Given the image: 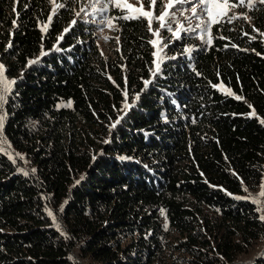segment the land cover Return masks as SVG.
I'll return each mask as SVG.
<instances>
[{
  "label": "trees",
  "instance_id": "trees-1",
  "mask_svg": "<svg viewBox=\"0 0 264 264\" xmlns=\"http://www.w3.org/2000/svg\"><path fill=\"white\" fill-rule=\"evenodd\" d=\"M230 2L245 15L190 56L193 40L172 44L180 56L154 81L143 16L109 4L120 47L105 58L72 2L0 0L15 81L0 133L32 167L0 152V264H76L74 247L92 264H264L250 197L264 178V3ZM124 90L141 99L106 135Z\"/></svg>",
  "mask_w": 264,
  "mask_h": 264
},
{
  "label": "rangeland",
  "instance_id": "rangeland-1",
  "mask_svg": "<svg viewBox=\"0 0 264 264\" xmlns=\"http://www.w3.org/2000/svg\"><path fill=\"white\" fill-rule=\"evenodd\" d=\"M52 1V11H54L59 3H65V2H72L73 11L75 12V19L82 20V21H89L94 25H97V32L95 33L96 38V44L98 46V49L100 53L106 58L111 57L114 55V51L119 49L120 47V39L118 36V29L117 25L114 21V19L109 15V11L107 10L102 15L104 17V22H100L101 14L96 11V9L92 8V4L96 3L97 8L102 6V3L100 0H51ZM257 0H252L251 5L247 2L244 3L243 9H246L251 7ZM150 0H121V7H116L114 3H109L112 7H116L119 10L128 12L129 15L134 14L135 12H138L139 10L143 11H153L152 8L149 7ZM236 2H239V0H236ZM103 3H108V0H103ZM196 3V0H188L187 3H184L182 5L175 4L174 7L169 10L170 11V18L166 20V27L160 28V22L155 19L156 16H159V14L164 11V5L167 4V0H157V5L154 10V17L153 22L151 25V33H152V39L151 41H155V46L153 43H151L153 48V55L155 59V69L157 75L155 76L154 81L156 79L160 78L164 75V71L161 70V64L165 62V66L168 65L169 61L174 60L180 55L184 56H190L193 49H197L202 46L209 45L210 43V28L213 26L216 21L214 20H208V17L205 16L204 19L208 20V25H203L201 23V20L199 16H193L192 13L189 11V9ZM232 3V2H230ZM108 4V8H109ZM124 4V5H123ZM81 9H84V11L81 12ZM241 9H237L236 7L229 8L228 6H224L223 9L220 11L224 14L219 16V19L222 17H228V18H240L244 16L246 12H242ZM199 11V9H198ZM80 13L79 16H77V13ZM158 13V14H157ZM231 15V16H230ZM145 18V17H144ZM148 20V18H145ZM156 25V29L154 28ZM182 26V27H181ZM168 28H171L173 31L177 33V35L180 37L177 39L173 35V31H169ZM206 28V31L204 30ZM159 30V36L153 35V32L155 30ZM186 39L193 40L194 43L185 47L183 49V53L179 55V53H172L170 50L173 49L172 44L178 43L179 45L181 42H184ZM165 43L167 46L165 47ZM188 49L189 51H185ZM0 66H2L3 71V78L6 82L11 83L14 81L13 78H8L5 75V67L0 62ZM158 68V70H157ZM14 83H11V88ZM149 83L147 84V86ZM144 89V87H143ZM125 91H127V99L125 98ZM10 91H8L5 94V98L8 96ZM0 93H3V85H0ZM123 101L121 104V110L118 114L119 122L121 120V117L125 116L129 113V111L133 110V107L139 103L141 99V93L135 91V90H124L123 93ZM137 95L139 96V99H136ZM125 104L131 105L130 108H126ZM4 103L0 104V108L3 109ZM1 118H3V115L1 114ZM165 120V118H163ZM113 121L110 125L109 132L106 133V135H113L115 133V128L118 126L119 123H116V121ZM113 124H115V127H113ZM113 132V133H112ZM112 133V134H111ZM0 152L4 155H7L13 160H17V163L19 164V170L22 173H30L32 171V167L28 163L27 160L21 158V155L19 153H16L12 150V148L9 146L8 142L4 138V136L0 133ZM21 158V161L18 160ZM264 186V178H263V184ZM261 186V189L250 195L252 201L257 205L258 209L261 211L262 216L264 217V195H262V191H264V187ZM55 224L59 225V229L63 232V225L58 217H55ZM264 255V243L260 249L256 250L253 254V257L256 258L261 257ZM71 258L74 260L76 264H92L89 260H86L84 258H81L77 253V248H72L70 253ZM254 262V258L245 260V261H239L234 264H252Z\"/></svg>",
  "mask_w": 264,
  "mask_h": 264
},
{
  "label": "snow or ice",
  "instance_id": "snow-or-ice-1",
  "mask_svg": "<svg viewBox=\"0 0 264 264\" xmlns=\"http://www.w3.org/2000/svg\"><path fill=\"white\" fill-rule=\"evenodd\" d=\"M100 2L102 3V6L97 8L96 3H93L91 6L92 8L96 9L97 12H99L101 14V19L100 22H104V17H103V13L106 12L108 10V4L109 3H114L116 7H121V0H108V3H103V0H100ZM188 0H167V4H165L164 7V11H162L159 16H156L155 19H157L160 22V28H165L166 25V20H168L170 18V11L175 4H184L187 3ZM246 2V0H239V4L242 5ZM247 2L251 5L252 0H247ZM260 3H264V0H260ZM157 5V0H150L149 2V7L153 9V11H143V10H139L138 12H135L134 14H132L131 16L129 15H125L123 18H139L140 16H143L145 18H148V24H149V29H151V25L153 22V17H154V10L155 7ZM64 5H60V7H63ZM224 6H228L229 8H233V7H237L238 4L237 3H229V0H196V3L189 9V11L192 13L193 16H199L201 23L203 25H208V20H214L216 22H219V16L224 14L222 13L220 10L224 8ZM199 9V11H198ZM84 11V9H81V12ZM80 13H77V16H79ZM207 16L208 20H205L204 17ZM114 19V18H113ZM73 24L76 23V21L72 22ZM182 27V26H181ZM169 31H173L171 28H168ZM206 31V28L204 29ZM255 30V29H254ZM67 31V30H66ZM153 35L155 36H159V30H155L153 32ZM173 35L179 39L180 37L177 35V33L175 31H173ZM151 43H153V45L155 46V41H151ZM165 47L167 46V44L165 43L164 45ZM185 51H189L188 49H186ZM32 63V62H30ZM158 70V68H157ZM11 83H15V81L11 82ZM11 83H8L4 80L3 78V71H2V66H0V85H3V93H0V104L5 103L6 102V98H5V94L11 90ZM149 82L145 81V85L147 86ZM125 98L127 99V91H125L124 93ZM136 99H139V96L137 95ZM126 108H130L131 105L129 104H125ZM122 119V117H121ZM116 123H119V119L116 121ZM113 127H115V124H113ZM3 128V118H0V131H2ZM33 171H35V169H33ZM25 175H27L28 173L25 172ZM264 187V186H262ZM262 195H264V191H262ZM236 199H240V197H236ZM49 215L53 216V220L55 222V216L53 215L52 212H49ZM261 219H264V217H261ZM57 228H59V225H57Z\"/></svg>",
  "mask_w": 264,
  "mask_h": 264
}]
</instances>
